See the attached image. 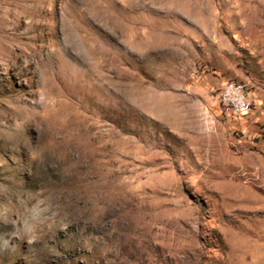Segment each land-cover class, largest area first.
I'll list each match as a JSON object with an SVG mask.
<instances>
[{"label": "rangeland", "instance_id": "rangeland-1", "mask_svg": "<svg viewBox=\"0 0 264 264\" xmlns=\"http://www.w3.org/2000/svg\"><path fill=\"white\" fill-rule=\"evenodd\" d=\"M0 264H264V0H0Z\"/></svg>", "mask_w": 264, "mask_h": 264}, {"label": "clouds", "instance_id": "clouds-1", "mask_svg": "<svg viewBox=\"0 0 264 264\" xmlns=\"http://www.w3.org/2000/svg\"><path fill=\"white\" fill-rule=\"evenodd\" d=\"M56 211L58 210L54 202L47 199L26 204L23 208L21 222L18 225H13V227L26 237L29 244H32L38 238L39 228L47 223ZM62 227H66V225Z\"/></svg>", "mask_w": 264, "mask_h": 264}, {"label": "built area", "instance_id": "built-area-1", "mask_svg": "<svg viewBox=\"0 0 264 264\" xmlns=\"http://www.w3.org/2000/svg\"><path fill=\"white\" fill-rule=\"evenodd\" d=\"M219 100L223 106L227 107L234 115H247L252 111V103L245 92L243 84L228 81L224 84L219 94Z\"/></svg>", "mask_w": 264, "mask_h": 264}]
</instances>
